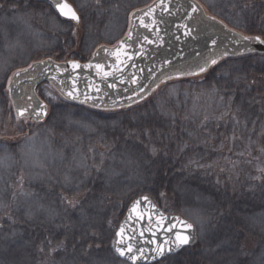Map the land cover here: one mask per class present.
Listing matches in <instances>:
<instances>
[{
	"label": "rangeland",
	"instance_id": "rangeland-1",
	"mask_svg": "<svg viewBox=\"0 0 264 264\" xmlns=\"http://www.w3.org/2000/svg\"><path fill=\"white\" fill-rule=\"evenodd\" d=\"M68 1L81 17L80 24L61 21L50 6H35L27 0H0V218L6 212L9 213L4 218V230L0 232V264H32L33 255L37 251L35 239L39 236L38 232L44 234V248L48 242L54 243L55 240H60L65 245L66 239L70 244L101 214V209L92 204L76 206L75 211L67 214L60 212L58 205L62 208L61 202L59 203L61 195L73 198L90 191L88 199L98 198L99 192L114 197H131L138 187H146L144 170L148 167V170L154 169V173H158L155 169L159 170L160 166L168 163L155 159L145 162V157H148L139 150H143L145 154L150 143L156 149L171 142L168 136H164L165 130L173 129L176 134L179 132L177 136H188V140L192 141V136H200L197 131L205 129L208 134L213 132L215 135L218 133L213 131V126L220 124V129H225L229 121H223L222 116L219 119L211 118L212 112L221 109L225 101L214 93L218 92L226 80L232 85L229 80L231 76L224 73H218L205 82L201 79L167 85L145 103L121 113L71 107L60 101L53 87L46 84L41 89V96L51 103L49 121L39 125L17 118L8 94L9 81L16 71L46 58L62 63L92 58L101 45L115 46L126 35L131 15L157 0H120L122 6H115L117 15L113 18L111 14L108 22L104 18H109L107 11H112L110 5L114 0H106L105 6H98L100 4L97 0ZM197 1L209 14L208 6H235V1L238 0ZM97 7L108 9L105 12V9L97 10ZM101 24L106 25L105 34L97 40L95 36L93 40L92 33ZM121 26L122 30L119 32L118 27ZM85 27L88 35L84 39ZM247 35L264 40L263 33ZM262 62L264 63L263 59ZM242 66L238 71L245 72L244 69L250 68ZM220 68L223 72L222 66ZM239 84L240 82L236 87ZM210 94V100L204 99ZM188 110L191 118L184 116L183 119V113ZM236 117L233 118L232 126L238 124L239 117ZM190 131H194V135ZM209 138L210 149L218 145L217 141L220 142L219 149L227 148L216 135ZM232 138L231 146L237 147L236 135L233 134ZM130 146L138 150H132ZM52 150L69 162H57L52 166L48 163L47 169V160L41 163L36 158L31 163L32 160L27 157L32 151L44 153L42 155L46 159ZM258 152L257 154L264 155V152ZM259 155L253 156L249 163H234L230 158L225 160L226 154L219 153L215 156L203 153L202 170L210 171L211 167H215L214 173L205 172V175L212 178L213 181L210 180L220 192L226 193L231 187L232 191L236 188L240 190V184L248 181L246 177L249 173L252 174L250 180L254 182L249 189L259 190L260 185L256 183L260 178L259 173L263 171L260 159L263 160L264 157ZM235 165L237 167L232 168ZM32 166L37 169L35 172L31 170ZM235 168L243 170L240 176L244 175L245 179L242 182H235V176L238 175ZM39 169L41 175L35 176ZM180 170L179 163L175 161V164H171L167 179L180 174ZM95 189L97 190L94 191ZM167 201L168 204L174 203L171 207L172 214L181 215L196 226L198 242L193 250L181 254L184 257L176 254L158 264H246L251 256L246 254V250L240 251L237 244L244 240L243 234L236 231L230 235L228 230L233 232L236 227L242 226L241 229L245 228V232L253 231L264 237L263 210L250 211L238 219L233 214L232 207L215 210L217 204L212 196L185 185L174 188ZM175 203L179 207H175ZM252 248L253 245L249 246V249ZM63 250V247L59 250L47 249L44 253L47 260H50L49 263L56 261L54 264H129L105 256L91 257L82 253H70L59 259L69 249L66 252ZM192 258H196V262L192 263Z\"/></svg>",
	"mask_w": 264,
	"mask_h": 264
},
{
	"label": "water",
	"instance_id": "water-1",
	"mask_svg": "<svg viewBox=\"0 0 264 264\" xmlns=\"http://www.w3.org/2000/svg\"><path fill=\"white\" fill-rule=\"evenodd\" d=\"M47 1L56 10V0ZM74 22L79 24L80 20ZM245 37L209 16L196 0H157L133 13L127 35L116 46L98 48L89 61L62 63L49 58L17 71L19 75H13L8 87L9 96L16 116L33 123L44 122L49 113L48 104L37 94V88L46 82L70 103L99 111H119L145 101L169 79L203 73L199 68L207 66L208 70L212 60L264 54L261 38ZM74 64L79 67H73ZM69 92L78 98L72 99ZM85 96L91 99L81 103ZM42 106H46L47 115L37 116ZM22 110L24 115L20 116ZM180 221L193 224L181 215L164 212L151 196H139L130 204L116 232L112 252L130 264H155L178 254L198 242L195 225L185 230ZM177 231L192 234L195 239L169 253L167 248L175 240ZM129 244L138 256L136 261L116 251L117 247ZM158 244L165 248L162 257L154 251ZM137 249L143 250L142 256Z\"/></svg>",
	"mask_w": 264,
	"mask_h": 264
},
{
	"label": "trees",
	"instance_id": "trees-1",
	"mask_svg": "<svg viewBox=\"0 0 264 264\" xmlns=\"http://www.w3.org/2000/svg\"><path fill=\"white\" fill-rule=\"evenodd\" d=\"M27 1L31 2L35 6H50L53 9V7L46 1H41V0H27ZM105 1L106 0H97V2L100 4L98 6H105ZM120 3H121L120 0L119 1L114 0L113 2H111L110 5L112 9V11H110L111 13L107 11L108 8L105 9V8L97 7V10L105 9V12L107 11L110 14L109 18H107V16H105L104 18L105 21L108 22L111 20V14L113 18L115 17V15H117L115 12V8H116L115 6H119V5L122 6V4ZM208 8H209L208 11L210 12L208 14L209 16L217 17L221 19L229 26H232L233 28L240 30V32H242L246 37H250L247 34L256 35L263 33L264 35V0H238L235 1V6H219V7L213 6V8L208 6ZM232 9L234 12L230 11ZM98 16L103 19L101 14H99ZM102 19H100V21H102ZM63 22L70 23L67 21H63ZM105 26L106 25L103 26L101 24L95 28V31L92 33L94 35L93 40L95 36H96L95 40H97L98 38H101L105 34ZM85 28L86 29L84 30V36H83L84 39L88 35L87 27ZM118 28L120 32V30H122V26ZM262 59L264 60L263 53H252L238 57H224L218 60L216 64H212V66H210V68L203 73H199L197 75L189 76V77L172 78L163 82L158 87V89L145 101L137 105H134L130 108L121 110L122 112H124L140 106L141 104L151 99L152 96H154V94H156L158 90H160L161 88L167 85L194 82L201 79L202 82H205L208 79L209 80L213 79L218 73L229 74V76H231L229 80L232 81L231 82L232 85L228 83L226 80L225 81L226 83L222 85L220 89H218V92L214 93L216 97L224 98L225 100L223 101L224 106L221 107V109L219 110L217 109L216 111H213L212 112L213 115H211V118L217 117V119H219V117L222 116L223 121L225 122L226 120H229L227 123V127L225 129L224 128L220 129L219 126L220 124L213 126L214 127L213 131L218 133L215 134L216 138H220L219 140L224 142L227 148L223 150L219 149L220 142L217 141L216 144L218 145H216L215 148L210 149V146H208V143L211 142L209 136L215 137V135L213 132H210L208 134V132L205 129L202 131H197L198 132L197 135L200 136H198V138L192 136L194 140L191 141L188 140V136H185L184 138L177 136L179 135L178 134L179 132H177L176 134L175 130L173 129L164 131L162 128H160L161 130L164 131L163 132L165 134L164 136H168V139H170L171 142L164 143L163 147L160 146L159 148L156 147L157 150L151 147L153 143H150V148L145 152V154L143 150H139V151L141 154L146 155L148 157V158L145 157L146 159L145 162H149L150 160L155 159L159 161L163 160L162 162L165 161L168 164L163 167L160 166L159 170L155 169L156 171H158V173L157 172L154 173V169L148 170L147 167L146 170H144L145 171L144 173L146 175L145 184L147 186L138 187V189L135 190V193L131 195V197H114L113 195H110L108 193L99 192L100 196L98 198L88 199L89 198L88 194L90 191L83 192L81 193V195H77L73 198H69L66 195H61V198L63 200L61 199L59 203L61 202L62 208H60L58 205V211L60 212L67 214L68 212H72L73 210L75 211L76 206L84 207L86 205L92 204L94 206L96 205L98 209H101V214L98 217H96L93 223H90V225H88L86 229H83V231L80 232V234L76 237V240L70 242V244L66 241V239H64L65 245L63 242H59L60 240H55L54 243L51 241L50 243L48 242V244L45 246L46 248H44V244H42L45 242L43 238L44 234L38 232L39 236H37L35 239L37 251L33 255L32 264H54L56 261L53 263H49L50 260H47L44 250L46 251L47 249H49L50 251L59 250L60 247H63L64 249L63 251L65 252L67 251V248L69 250L67 253L61 254L59 259H61L64 256L70 255V253H74V254L82 253L91 257L105 256L106 258H111L116 261L123 262L121 260H118L113 255L111 246L115 238L116 231L120 223L122 222L131 202L136 197L147 194L152 196L155 199L156 203L165 212L172 213L171 207L173 206L174 203L168 204L167 198L169 197V195L171 194L174 188H178L183 185L188 187H193L197 190L202 191L203 193H206L209 196H212L214 200H216V204H217L215 210H218L217 208L223 210L227 206L230 208L232 207V212L233 214L236 215V218L238 219H240V217H242L243 215H245V213L247 214L250 211H260V210L264 211V157H263L264 155L257 154L258 151L264 152V63L262 62ZM81 61H86V60L82 59ZM242 65L244 66L247 65L248 67L250 66V68L244 69L245 72H240L238 70H240L241 67H243ZM221 66L223 72L220 71ZM239 82H240L239 87H236V84H238ZM44 85L46 84H42L38 88V93L40 96H41V89ZM210 97L211 94L206 98L204 97V99L210 100ZM48 103L51 105L50 102ZM65 104L71 107L84 108L82 106L75 104H70V103H65ZM121 111H119V113H121ZM189 113L190 110L185 111L183 113L184 115L182 114L183 119L184 116H188ZM236 116L239 117L238 124L237 126H232L233 118L234 117L237 118ZM189 118H191V116ZM208 126L211 127V125ZM158 129L159 128H157V131ZM190 133L194 135V131H190ZM233 134L236 135L237 137L236 140H238L236 144L237 147L231 146ZM132 146H130L132 150L135 151L138 150L137 148ZM203 153H205V155L212 154L215 156H217L219 153L226 154L225 160L230 158L234 163L237 162L249 163L250 160H252L253 156L256 155L262 156L263 160L260 159V161H262L263 171L259 173L260 178L257 179L258 182L256 183L260 185L261 189L259 190L249 189L250 185L254 183L252 180H250L252 174L250 173L247 174L246 179H248V181L242 182V179H245L244 175L243 177L240 176L241 173L243 174V170H241V168H237V169L235 168L238 175L235 176L236 181L235 180L234 181L242 182L240 184V190H237L236 188V190L232 191V187H231V190L229 189L226 193L220 192L219 188L213 184L212 178H210L212 180L211 181L209 177H207L208 174L205 175V172L214 173L216 171L215 167H211L210 171L202 170L204 165ZM175 161L179 163V167L181 169L180 174H174V176L171 177V179L170 178L167 179L168 173L170 172L171 164H175ZM234 167H237V165L232 166V168ZM232 185L235 186V183H233ZM96 190L97 189H95L94 191ZM175 193L176 192H174V194ZM173 201L175 202L177 200H173ZM56 203L58 204V201ZM175 207H179L178 204L175 203ZM60 212H58V214H60ZM8 216L9 213L6 212L0 218V232L4 230L3 228L4 218ZM241 228L243 227L242 226L240 228L236 227V229L233 232L231 230H228V233L232 235L233 233L235 234L236 231H240L241 235L243 234L244 240L237 243L239 249L240 251L242 250L248 251L246 252V254L249 253V255L252 256L254 252H257L261 247L264 246V237L256 234L253 231L245 232L246 231L245 228L243 230ZM251 245H253L254 248L249 249V246ZM194 248L195 247L186 248L181 253H179V257L181 258L184 257L182 255L185 252L193 250ZM1 256L2 255H0V257ZM169 258H172V256ZM164 261L160 263H164ZM190 261H192V263L196 262V258H192ZM239 264L242 263L240 262Z\"/></svg>",
	"mask_w": 264,
	"mask_h": 264
},
{
	"label": "snow or ice",
	"instance_id": "snow-or-ice-1",
	"mask_svg": "<svg viewBox=\"0 0 264 264\" xmlns=\"http://www.w3.org/2000/svg\"><path fill=\"white\" fill-rule=\"evenodd\" d=\"M56 10L59 12L60 16L66 17L67 19H70L72 21L79 22L80 16L77 14L76 10L69 4L67 3V0H56L55 3ZM193 11H196L194 8ZM131 37V34H129V38ZM244 39H250L248 37H245ZM254 39L259 40V37H255ZM261 43H264V41H260ZM212 64H216V60L211 61ZM90 66V65H89ZM73 67H79V65H73ZM97 68H100V65H96ZM207 70V66H201L199 68V72H205ZM194 74V73H192ZM18 76L19 73H16ZM11 83V81H9ZM68 96L71 97L72 99H77V96H74L72 92L68 93ZM91 97L85 96L84 100L81 101V103L87 102ZM46 106L41 107V111L37 112V116L41 115H47V111L45 110ZM20 116L24 115V110L19 112ZM21 195H26L25 193H21ZM145 201L147 200V197L143 198ZM139 203V202H137ZM150 219V218H149ZM180 224L183 226L185 230H191L193 228V224L190 223H185L183 221H180ZM174 227V226H173ZM124 231L123 227L121 228V233ZM121 233H117L119 236ZM131 239V237L129 238ZM195 239V236L192 234H184L181 231H177L175 233V240L172 241V243L169 245L167 248V251L171 253L172 251L180 248L181 246L188 245L190 244L193 240ZM167 243V242H165ZM116 251L121 255V256H128V259L132 261H136L138 259V256L133 252V248L131 244L127 245L126 247H117ZM137 252L140 253V255H143V250L142 249H137ZM156 254L158 256H164L165 255V248L164 245L158 244L157 247L154 249ZM246 264H264V247H261L257 252H254L251 256V258L246 262Z\"/></svg>",
	"mask_w": 264,
	"mask_h": 264
},
{
	"label": "bare ground",
	"instance_id": "bare-ground-1",
	"mask_svg": "<svg viewBox=\"0 0 264 264\" xmlns=\"http://www.w3.org/2000/svg\"><path fill=\"white\" fill-rule=\"evenodd\" d=\"M78 130L79 129H77L76 130V132H78ZM49 147V146H48ZM48 151H50V150H48ZM42 152H43V150H42ZM40 155H39V154ZM42 154H44V153H40V152H36V153H34V152H30V154L29 155H27V157L29 156L30 157V159L32 160H29V161H31V163L36 159V158H39L40 160H41V163L42 162H44L45 160H47V164H46V168L48 169V163H50V166H52L54 163H57V162H60V163H63V164H65V163H67V161L69 162V160L68 159H66V158H64L62 155H58V154H56V153H54L53 152V150H52V152H51V155H49L46 159H45V157L42 155ZM37 155H39V156H37ZM26 157V158H27ZM10 160H11V162L13 161V158L11 157L10 158ZM22 161H24V159L22 160ZM31 170L33 171V172H35L37 169L34 167L33 168V166L31 167ZM49 173L50 174H52V172H51V170L49 169ZM40 176L41 175V173H40V169L38 170V172L36 173V175L35 176ZM43 176V175H42ZM42 201H44V200H42ZM29 204V203H28ZM28 206V205H27ZM30 206H31V204H30ZM29 206V207H30ZM102 264H109V263H102Z\"/></svg>",
	"mask_w": 264,
	"mask_h": 264
}]
</instances>
